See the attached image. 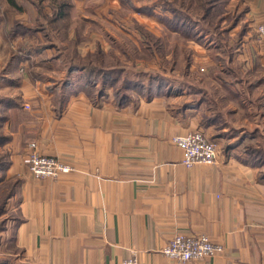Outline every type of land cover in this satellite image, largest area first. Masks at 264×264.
<instances>
[{
  "label": "crops",
  "instance_id": "0c3cea01",
  "mask_svg": "<svg viewBox=\"0 0 264 264\" xmlns=\"http://www.w3.org/2000/svg\"><path fill=\"white\" fill-rule=\"evenodd\" d=\"M132 2L143 9L133 14L136 19L154 18L150 11L161 7L158 0ZM263 22L264 0H224L221 39L208 36L204 45L225 52L236 43L224 71L235 64L264 70V37L258 33ZM163 25L159 36L167 30L177 35ZM8 27L2 21L3 38ZM55 46L8 45L10 54L3 56L0 264H124L134 256L137 264H179L162 254L177 234L206 235L223 246L222 253L187 264H264V175L221 151L216 165L188 169L172 142L200 130L220 150L238 148L242 138L231 144L237 137L229 132L230 115L237 112L226 104L228 96L236 98L251 115L242 88L247 80L172 81L158 97L119 105L109 92L90 97L80 87L81 76L69 73V62L59 65L62 56L55 66L34 57ZM23 50L31 59H14ZM45 66H60L63 77L37 72ZM206 67L214 72L217 66ZM206 84L227 93L213 95ZM32 142L40 154L59 158L73 171L36 178L28 165Z\"/></svg>",
  "mask_w": 264,
  "mask_h": 264
},
{
  "label": "rangeland",
  "instance_id": "374dc122",
  "mask_svg": "<svg viewBox=\"0 0 264 264\" xmlns=\"http://www.w3.org/2000/svg\"><path fill=\"white\" fill-rule=\"evenodd\" d=\"M18 1L21 2V8L18 6L16 9L10 7L5 0H0V16L2 21L9 26L8 32L11 31L12 25L17 22L27 24L35 30L32 32L31 38L29 35L21 36V39L12 38L11 41L8 38H3V33L0 31V47L2 48L0 51V73L3 71V56L6 57V54H10V51L8 53L6 51L8 45L9 47H17L18 45L24 48L36 44L39 48L56 45L54 49H47L45 52L37 54L33 53L39 62L50 60L47 61L49 66H55L58 62L57 58L62 56L59 61L61 67L72 59H75L77 64L94 63L98 65L100 63L97 60L101 59L106 66L125 68L129 79L141 82L143 86H136L130 91L125 90L124 84L127 76L124 75L115 85L107 87L106 92L112 94L113 99L118 104L124 92L129 94V102L132 101L133 103L145 98L158 97L160 93L153 89L158 86L160 76H163L167 83L164 84L166 86L170 82L178 80L184 84H197L196 82H206L211 77H227L232 80L244 78L247 80V84L242 88L246 90L245 97L249 100L247 105L251 110L249 111L251 115L243 111L236 98L228 96L229 100L226 104L230 110L233 108L237 112L234 117L230 115L229 118V123L233 127V129H229V132L237 137L231 140V144L238 142L237 140L241 138L243 143L234 150H226L225 147L220 150L218 146L217 149L218 153L221 151V155L224 156L234 153L244 159V163L242 161L241 163L245 166L264 175V106H262L264 105V70L240 69L235 64L234 70L226 69L224 71L226 66L223 62H229L230 53L236 50L234 49L235 46L237 47L236 43H233V47H230L229 50L223 52L217 49H208L204 45L208 44L206 41L201 44L171 34L168 30L166 34L162 33L163 36H159L162 28H165L164 22L158 20V14L163 13L161 7L159 11H150V15L154 18L144 20L138 17L136 19L133 14H140L143 9H139L140 5L139 7L135 6L132 0ZM158 1L160 2V0ZM64 3L69 4V7L64 10L66 15L59 18L60 6ZM2 21L0 20V25ZM144 34L152 37L150 47ZM157 39H161L162 50L160 51H157ZM231 60L237 61V58L233 55ZM211 63H216L217 67L214 72L206 67L207 64ZM190 64L196 67L191 73ZM60 66L59 68L53 67V69H48L45 66L39 68L40 70L37 72H41L42 75L46 73L47 76L61 78L63 77V68ZM25 70H30V68ZM21 71L20 76L26 75L23 70ZM152 76H155L153 80H151ZM150 81L153 82L150 85L152 91L148 93ZM259 81L261 83L255 84ZM164 85L163 89L166 88ZM205 86L211 94L216 96L227 93L224 89L220 90L218 86H210L209 84ZM3 89H0V93L4 91ZM117 91L121 92L119 96L116 95ZM142 91L144 93L141 94ZM8 93L12 94L13 91L9 90ZM95 93L98 94V89L95 90ZM260 97L262 99L258 101ZM24 104L25 102H22V107ZM204 134L210 139L209 134L206 132ZM223 142H227V139L225 138Z\"/></svg>",
  "mask_w": 264,
  "mask_h": 264
},
{
  "label": "trees",
  "instance_id": "16d2710c",
  "mask_svg": "<svg viewBox=\"0 0 264 264\" xmlns=\"http://www.w3.org/2000/svg\"><path fill=\"white\" fill-rule=\"evenodd\" d=\"M8 5L12 8H18L15 0H6ZM223 1L224 0H160L162 14L158 15L159 19L165 23L167 28L174 33H177L178 36L194 40L196 42L205 43V40L209 36L215 42L220 41L221 34V20L223 17ZM69 7L64 3L60 6L58 12L59 18L64 17V10ZM205 27V28H203ZM34 28H29L23 23L17 22L13 24L12 31H6L4 33L5 38H8L10 41L12 38H17L21 36H28L34 32ZM148 40V45L150 47L152 37L148 34H144ZM157 51L162 50L161 39L156 40ZM24 49L23 47H21ZM27 50V49H26ZM23 50L15 54V58L18 61H29L31 58L30 52ZM100 58V57H99ZM84 60V59H83ZM75 59L69 61V73H76L81 76L82 83L80 87L90 96H95V90L98 89V95L103 96L106 93V88L115 85L121 77L124 75L127 76L125 68L119 66H106L102 63L101 59H98L100 65L98 64H77ZM155 76H152L153 80ZM124 89L133 90L134 87L140 86L143 84L135 80L129 79L127 76L125 78ZM151 82L149 83L148 90L150 93ZM153 83V82H152ZM167 84L164 81L163 76H160L158 79V86L153 90L161 93L165 91L163 85ZM166 85H164L165 87ZM121 92L117 91L116 95L119 96ZM144 93L143 91L140 92ZM130 96L127 92L122 94L119 105H125L129 102ZM204 100V99H203ZM203 100H195L194 102L200 103ZM207 102L206 100H204Z\"/></svg>",
  "mask_w": 264,
  "mask_h": 264
},
{
  "label": "built area",
  "instance_id": "2783aa9c",
  "mask_svg": "<svg viewBox=\"0 0 264 264\" xmlns=\"http://www.w3.org/2000/svg\"><path fill=\"white\" fill-rule=\"evenodd\" d=\"M258 33L261 38L264 37V22L258 27ZM23 107L26 110L31 109L28 103H25ZM172 142L182 151V164L188 169L197 165L212 166L218 163L217 144L200 130L184 136H175ZM28 165L30 172L39 179H57L73 171L72 166L59 158L40 154L35 142L28 145ZM222 252L223 246L212 242L206 235L177 234L165 246L162 254L179 264H187L214 257ZM124 264H137V259L134 256L126 260Z\"/></svg>",
  "mask_w": 264,
  "mask_h": 264
}]
</instances>
